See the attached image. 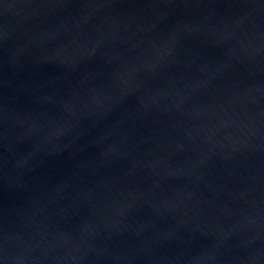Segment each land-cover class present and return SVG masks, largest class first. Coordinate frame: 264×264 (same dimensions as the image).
I'll return each instance as SVG.
<instances>
[{"label": "water", "instance_id": "obj_1", "mask_svg": "<svg viewBox=\"0 0 264 264\" xmlns=\"http://www.w3.org/2000/svg\"><path fill=\"white\" fill-rule=\"evenodd\" d=\"M0 264H264V0H0Z\"/></svg>", "mask_w": 264, "mask_h": 264}]
</instances>
